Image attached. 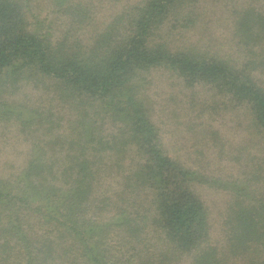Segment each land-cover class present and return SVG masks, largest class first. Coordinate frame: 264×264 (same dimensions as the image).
<instances>
[{
  "label": "trees",
  "instance_id": "1",
  "mask_svg": "<svg viewBox=\"0 0 264 264\" xmlns=\"http://www.w3.org/2000/svg\"><path fill=\"white\" fill-rule=\"evenodd\" d=\"M228 1L136 0L98 26L81 0H0V123L25 145L0 176V264H264V12L230 2L233 54L169 39ZM44 7L59 24L36 29ZM155 71L208 95L236 139L214 128L202 158L168 150ZM198 189L224 193L219 242Z\"/></svg>",
  "mask_w": 264,
  "mask_h": 264
},
{
  "label": "rangeland",
  "instance_id": "2",
  "mask_svg": "<svg viewBox=\"0 0 264 264\" xmlns=\"http://www.w3.org/2000/svg\"><path fill=\"white\" fill-rule=\"evenodd\" d=\"M81 1L87 2L89 11L92 10L94 13L95 25L100 26L109 20L112 14L119 10L123 4L136 0H123L121 4L119 2H111L110 0ZM232 1L233 0H230L224 5L220 4L217 6H210L203 2L198 6L197 11H200V13L204 12V15L206 14L204 19L206 25L199 23V26H197V29H194L193 32L180 30L179 28L176 30V27L171 33L173 37L169 39L174 38L181 42L190 38L195 40L203 36L205 40L208 39L211 44L218 46L221 53L233 54L234 52L232 49H229L232 47V43L230 41L231 37L229 36L230 24L228 18V8L231 7L230 2ZM242 3H248L257 10L264 12V0H243ZM51 10L50 7H44L39 16H32L30 21L33 27L36 29L40 28L43 26V22L46 25L53 22L58 25L59 19L55 21L53 12L48 13V11ZM30 14L34 15L32 11ZM203 29L204 31H202ZM153 78L152 85H149V90L146 94H149L153 99V120L158 125L159 132L168 150L184 155H196L197 158H202L203 155H207V150L214 146L211 145L210 137H208L207 134L209 129L214 128H219L220 135H222L223 138L233 137L234 140L236 139V134L232 128L234 121H230L233 117L225 115L218 110H214L212 108L214 104L207 101L208 95L205 98L206 100L201 97V101L194 92H190V90L186 89L181 90L177 80L171 79L167 74H162L160 71L153 72ZM167 91H169L168 94ZM18 93L19 95H17V98H24L26 100L33 98V93L27 89ZM174 103L177 104V107L183 108V110L179 111L180 118L176 115L177 118L171 120L170 118H174L175 114H167L164 109L167 104ZM16 130L17 129L12 124L0 123V176H8L21 164L25 145L17 139ZM208 160H210V162L212 161L211 158ZM213 162L215 163L216 161ZM221 166L222 165L219 167ZM200 191L202 198L205 200L206 204H209L211 211V241L219 242L222 236L219 224L221 204L225 198L224 193L216 190L198 189V192Z\"/></svg>",
  "mask_w": 264,
  "mask_h": 264
}]
</instances>
